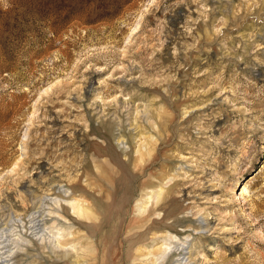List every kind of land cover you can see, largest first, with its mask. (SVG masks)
Wrapping results in <instances>:
<instances>
[{
	"label": "rangeland",
	"instance_id": "obj_1",
	"mask_svg": "<svg viewBox=\"0 0 264 264\" xmlns=\"http://www.w3.org/2000/svg\"><path fill=\"white\" fill-rule=\"evenodd\" d=\"M0 264H264V0H0Z\"/></svg>",
	"mask_w": 264,
	"mask_h": 264
}]
</instances>
